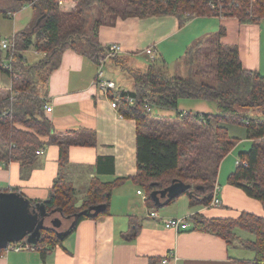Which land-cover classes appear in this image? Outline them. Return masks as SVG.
I'll return each instance as SVG.
<instances>
[{
    "label": "trees",
    "instance_id": "1",
    "mask_svg": "<svg viewBox=\"0 0 264 264\" xmlns=\"http://www.w3.org/2000/svg\"><path fill=\"white\" fill-rule=\"evenodd\" d=\"M209 1L131 0L133 12L122 16H175L180 26L203 17L235 18L242 24H257L264 19V0H223L222 15L209 7ZM25 5L32 7L35 18L27 30L14 34L16 53L12 71L15 78L3 68L2 64L9 55L0 49V70L11 80V95L0 101V162H18L26 172L23 177L27 178L39 156L37 152L48 144L59 146L60 163L66 165L71 146H90L95 142L93 133L88 142L79 139L76 133L53 131L45 117L46 86L65 50L75 51L95 64L106 57L108 50L99 43L98 30L102 24L108 23L105 18L113 10L103 12L106 8L103 0H77L72 11H62L56 0H16L13 7L0 10V13L6 16ZM94 9L101 17L91 21ZM223 35L224 31L220 30L217 36ZM218 37L208 36L193 47L198 48L206 40L215 38L210 43L214 42L217 49L214 85L199 82L193 75L188 78L170 75L168 69H159L163 62L157 60L144 70H129L134 88L128 93L136 103L133 107L121 105L119 112L124 118L136 122L137 173L131 180L145 191L148 206L154 205L151 193L167 189L173 181L189 185L190 189L184 193L209 205L219 165L239 141L229 133L233 127L243 128L245 136L254 141L247 152L238 154L239 163L228 181L264 207V121H261L264 118V77L244 69L237 48L222 46ZM193 48L187 53L190 54ZM29 49L43 53L44 57L34 64H27L20 53ZM107 60L116 61L117 55ZM183 98L214 101L219 113H181L177 107ZM145 104L151 109H173L176 115L155 119L151 112L145 111ZM250 113L255 116L250 117ZM43 137H48V142H43ZM122 180L93 182L88 199L81 208L75 207L74 189L61 179L54 184L47 201L32 203H44L48 211L61 209L64 218L90 206L105 204L107 210L98 218L108 214L113 190ZM192 218L194 231L219 237L227 245L236 239L238 229L253 234L254 240L247 242L245 248L254 252V264L264 262V219L249 214H242L237 219H206L199 215ZM85 219L81 217L78 223ZM61 243L52 230H45L37 244L32 246L45 260ZM4 251L1 250L0 255Z\"/></svg>",
    "mask_w": 264,
    "mask_h": 264
},
{
    "label": "crops",
    "instance_id": "2",
    "mask_svg": "<svg viewBox=\"0 0 264 264\" xmlns=\"http://www.w3.org/2000/svg\"><path fill=\"white\" fill-rule=\"evenodd\" d=\"M67 5L74 8V0H68ZM25 6L29 8L21 10ZM25 6L6 16L0 13L4 17L0 20V33L8 30L13 35L28 29L35 14L30 5ZM114 19V23H104L98 30L102 46L119 47L117 60H106L104 66L111 62L121 70L129 67L144 70L137 55H147L146 50L152 49L153 53L147 55L149 63L157 60L163 62L161 67L170 70L171 63L193 44L208 36L218 37V32L223 30L224 35L217 39L219 44L237 48L243 68L264 77V19L257 24H242L235 18L203 17L183 26L175 16L139 18L115 14ZM20 54L27 64L44 57L33 49ZM27 55L35 60L30 61ZM97 68V63L81 54L63 51L58 68L49 77L45 104L51 107L45 117L53 131L76 133L79 139L88 142L93 133L95 142L90 146H71L66 165L60 163L59 146L48 144L42 149L43 154L37 156L27 178L23 177L26 172L18 162L5 163L7 166L0 168V192L17 190L31 202H45L56 181L61 179L74 189L75 207L81 208L93 182L112 183L123 179L113 190L108 214L79 222L45 260L35 250H7L0 255V264H254V252L242 244L253 241V234L245 236L238 232L239 242L227 245L219 237L192 229L195 215L206 219H237L249 214L264 219L262 203L228 181L236 169L238 154L247 152L254 140L245 136L243 128H235L240 132L239 141L221 161L214 184L219 188V207L206 206L199 198L191 199L188 193L181 194L162 210L155 205L149 207L146 199L137 193L145 191L131 180L137 173L136 122L124 118L119 109H112L110 101L93 84ZM119 86L127 92L134 88L129 81ZM10 90L11 80L0 70V101L11 95ZM190 102L186 110L179 106L181 113H215L203 100L190 99ZM155 109L152 115L158 118L176 115L169 108ZM41 140L48 142L49 138ZM151 211H155L156 217L149 216ZM177 218L186 220L187 230L164 227L165 221ZM64 220L70 225V221Z\"/></svg>",
    "mask_w": 264,
    "mask_h": 264
},
{
    "label": "water",
    "instance_id": "3",
    "mask_svg": "<svg viewBox=\"0 0 264 264\" xmlns=\"http://www.w3.org/2000/svg\"><path fill=\"white\" fill-rule=\"evenodd\" d=\"M188 189H190L189 185L173 181L170 187L154 191L150 197L155 207L163 208ZM106 210L105 204L93 205L64 218L61 209L48 211L44 203L33 204L20 193L0 192V251L5 250L9 244L23 240L35 246L45 230H52L57 239L63 241L73 232L81 217L93 219ZM62 219L70 221V225L65 230H61Z\"/></svg>",
    "mask_w": 264,
    "mask_h": 264
},
{
    "label": "rangeland",
    "instance_id": "4",
    "mask_svg": "<svg viewBox=\"0 0 264 264\" xmlns=\"http://www.w3.org/2000/svg\"><path fill=\"white\" fill-rule=\"evenodd\" d=\"M104 3L106 4V8H104L103 12H108L110 11V9H112V12H108L107 16L105 18V20L108 23H114V16L115 14H124V13H131L133 12V6L131 0H103ZM14 1L13 0H0V10H9L10 6L12 5ZM76 4H77V0H74V8L72 6L66 5V7H68L67 9L62 11H72L76 8ZM10 5V6H9ZM28 6H25L24 8H22L21 10L24 9H28ZM61 9V8H60ZM108 10V11H107ZM27 11V10H26ZM26 12H21L22 15H25ZM93 17L91 19V21H93V19H98L101 17L100 12H98V10L94 9V12L92 11ZM4 19V17L2 15H0V20ZM8 19V18H7ZM9 20V19H8ZM14 35V34H13ZM11 33H9L8 30H4L0 33V40L3 39H9L13 36ZM213 40H215V38H212L210 41H205V43L201 46H199L198 48H193L195 47V44H193L190 48H193L191 50V53L188 54L187 51L190 49L188 48L186 50L185 53H183V56L179 59L176 60V62L174 61L173 63H171V67L170 70H168V74L173 75V76H182L184 78H188L189 76L193 75L194 79H196L199 82H205L207 84L210 85H214L216 82V76H217V71H216V52L217 49L215 47V45L210 44ZM118 46V45H117ZM187 53V54H186ZM29 56V55H27ZM139 56L137 55V60L143 65L144 69H146L149 65H151L149 62V57L147 55H141L139 58ZM30 59V61L35 60L33 58H31V56L28 57ZM35 58V57H34ZM152 61V59H151ZM173 64V66H172ZM130 68V67H129ZM129 68H125L124 70H121L118 67L113 66V64L111 62H109L106 66H104V73L106 76L111 77L118 85H127V81L129 82H133L131 75L129 73ZM159 69H163V67H159ZM197 74V75H195ZM207 103H209L211 105V109L213 111H215L214 114L219 113V109L217 107L216 102L214 101H206L203 100ZM190 99H180L178 102V107H177V111H180L179 106L186 110L187 105H189ZM173 110V109H171ZM170 110V111H171ZM156 111V109L154 108L152 114H155L154 112ZM168 111V110H166ZM175 111V110H173ZM181 112V111H180ZM176 113V111H175ZM175 113H173L172 115H174ZM253 115L255 116V114L250 113L249 116L253 117ZM258 114L256 113V116ZM155 117V116H154ZM172 117V116H171ZM158 117H155V119ZM262 118V117H260ZM261 121H264V118L261 119ZM229 133L232 136H240V132L235 129V128H230L229 129ZM162 210V208H161ZM159 210V211H161ZM62 227L61 230H65L68 226H69V222H66L65 220L62 221ZM46 224L48 225V223L46 222ZM240 233L242 235L248 236L250 235L248 232L242 231V230H237L236 233ZM239 242V237H237L236 239L232 240V243H237ZM242 244H246L244 242H242Z\"/></svg>",
    "mask_w": 264,
    "mask_h": 264
},
{
    "label": "built area",
    "instance_id": "5",
    "mask_svg": "<svg viewBox=\"0 0 264 264\" xmlns=\"http://www.w3.org/2000/svg\"><path fill=\"white\" fill-rule=\"evenodd\" d=\"M57 1V5L65 10L68 7H66L67 5V1L68 0H56ZM223 0H217L216 2L213 0H210L208 5L211 9L213 10H218L220 15H222V7L224 4ZM0 49L3 50L4 52H6L9 56L6 59V61H4L3 64V68L10 71L11 74L15 73L14 70L12 71V65L15 63L14 60V54L16 53V47H15V37L14 35L9 38V39H3L0 40ZM107 55L104 59H101L98 61L97 65V73L95 76V80L93 82V84L96 86V88L100 91L101 95L106 98L107 100L110 101V105L112 109L118 110L119 107L121 105H126L129 107H133L136 103L135 99L132 98L129 93L127 91H125V89H123L122 87H120L119 85H117L114 81L108 79L104 73V64L105 61L113 56V55H118L119 54V47L117 45H110L107 48ZM152 49H147L146 50V54L147 55H151ZM12 78H15V75H11ZM49 104L45 105L44 109L46 111V113H50L51 112V107H48ZM144 109L146 112H152V109L150 107L149 104H145ZM38 155L43 154V151L40 150L37 152ZM239 163V161L237 162V164ZM7 165L3 162H0V168L1 167H6ZM139 195L143 196L144 199H146L147 197L144 195L143 192L138 191L137 192ZM219 193V188L217 186H215L213 188L212 191V198H211V202H210V206L212 207H219L221 205L218 194ZM150 217H156V213L155 211H151L149 213ZM164 227L166 229L169 230H174V231H185L188 229V223L186 222L185 219H181V218H177V219H171V220H167L164 222ZM7 250H11V251H16V252H20V251H34L35 249L33 248L32 245H29L26 243L25 240L18 242V243H13V244H9L8 247L5 249V251ZM264 264V262L262 263Z\"/></svg>",
    "mask_w": 264,
    "mask_h": 264
}]
</instances>
